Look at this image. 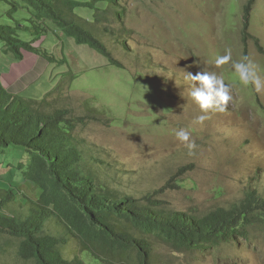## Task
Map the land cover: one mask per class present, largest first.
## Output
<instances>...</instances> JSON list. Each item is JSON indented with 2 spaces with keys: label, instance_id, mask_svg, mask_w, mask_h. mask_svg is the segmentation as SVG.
Here are the masks:
<instances>
[{
  "label": "rangeland",
  "instance_id": "1",
  "mask_svg": "<svg viewBox=\"0 0 264 264\" xmlns=\"http://www.w3.org/2000/svg\"><path fill=\"white\" fill-rule=\"evenodd\" d=\"M244 3L118 0L122 23L111 19L107 32L112 35L98 32L97 36L121 69L47 23L43 42L35 46L53 61L45 65L41 57L26 54L15 69L37 77L17 80L15 69L8 73L17 62L0 46V74L17 80L21 85L17 94L25 100L39 101L49 94V102L71 110L75 117H85L88 109L94 112L97 119L85 118L75 138L92 174L118 195L139 199L166 186L155 198L163 210L204 216L218 208L230 209L251 189L264 198V54L259 51H264V0H256L250 14L248 32L257 45L252 40L242 42ZM10 9L0 1V25L15 27L19 22V39L31 41V32L22 29L29 26L27 13L19 8L9 15ZM75 13L89 21L95 10ZM227 51L232 61L252 66L259 91L254 84L239 81L231 62L215 64L216 57ZM202 71L216 73L230 86L233 99L225 111L204 113L190 97L193 82L186 73ZM200 115L207 119L194 124ZM180 129L190 133L195 149L190 151L177 139ZM20 158L12 150L0 154V188L11 183L15 194L5 208L7 214L25 215L28 202L35 198L36 189L23 182L15 168ZM45 231L55 229L50 224ZM238 241L223 250L234 262L221 264H264V239L259 237L248 248ZM0 245L4 250L0 264H23L16 256V240L0 234ZM64 254L70 259L79 254L74 240ZM168 255L171 264H214L210 255Z\"/></svg>",
  "mask_w": 264,
  "mask_h": 264
},
{
  "label": "trees",
  "instance_id": "2",
  "mask_svg": "<svg viewBox=\"0 0 264 264\" xmlns=\"http://www.w3.org/2000/svg\"><path fill=\"white\" fill-rule=\"evenodd\" d=\"M0 1L11 6L9 15L19 8L28 15L25 22L29 26L22 29L31 32L29 42L19 39V22L15 27L0 25L2 51L16 62L22 60L23 52L48 64L53 61L35 47L43 42L50 23L76 45L87 46L108 65L122 68L97 36L98 32L112 35L107 32L111 19L122 23L118 0ZM98 3L104 5L97 8ZM255 3L245 0L241 9L243 44L252 40L257 45V39L248 32ZM81 9L95 10L92 19L75 13ZM259 51L264 54L261 48ZM48 95L39 101L25 100L4 87L0 74V154L19 152L21 158L15 168L22 181L36 189L27 213L15 215L5 213L15 197L12 184L0 188V234L16 240V256L21 263L171 264L169 253H188L210 255L214 264H221L234 262L223 250L239 244L238 240L248 248L255 246L259 237L264 239V198L253 189L230 209L218 208L204 216L161 209L155 198L166 186L139 199L108 189L86 166L75 138L84 119L96 120V115L88 109L85 117H75L71 110L49 102ZM50 224L54 233L45 231ZM71 240L79 254L70 259L64 251ZM0 250L4 252L1 245Z\"/></svg>",
  "mask_w": 264,
  "mask_h": 264
},
{
  "label": "clouds",
  "instance_id": "3",
  "mask_svg": "<svg viewBox=\"0 0 264 264\" xmlns=\"http://www.w3.org/2000/svg\"><path fill=\"white\" fill-rule=\"evenodd\" d=\"M229 62H231V67L238 74L239 81L242 82L243 85L247 86L249 84H254L257 91L260 90L261 85L259 78L255 77L253 68L249 63L232 61L230 51H227L224 55L218 56L215 59V64L217 66L229 64ZM186 79L193 82L190 85V97L204 113H207L209 110L223 112L233 99L230 86L225 83L222 77L214 72L202 71L195 75L186 73ZM205 119H207L206 115H200L193 123L202 124ZM176 137L190 151L197 146L195 141L191 139L190 133L185 129L177 131Z\"/></svg>",
  "mask_w": 264,
  "mask_h": 264
},
{
  "label": "crops",
  "instance_id": "4",
  "mask_svg": "<svg viewBox=\"0 0 264 264\" xmlns=\"http://www.w3.org/2000/svg\"><path fill=\"white\" fill-rule=\"evenodd\" d=\"M26 54H28V53H26V52H23L22 53V56H23V58H22V60L20 61V62H17V63H15L16 65H14L13 64V67L11 66L10 67V70H9V74L11 75L12 74V69H17V67L18 66H20L19 64L25 59V57H26ZM29 54H31V53H29ZM33 55V54H32ZM36 56V55H35ZM38 57V56H37ZM35 63H36V61H35ZM45 65H47V64H45ZM45 65H43V67L45 66ZM33 68V67H32ZM15 69V70H16ZM29 72V71H28ZM28 72H24V73H22V72H19V71H15V75H16V77H20V78H18L17 80H20V79H24L25 81H28L29 82V80H28V77H31V80H33L34 78H36V77H34V74L33 73H31V72H29V74H28V76H26L27 75V73ZM40 73V72H39ZM38 73V74H39ZM10 75H5V74H1V81H2V83H3V85H4V87L10 92V93H12V94H17V93H19L20 91H21V85L17 82V80L16 79H8V77L10 76ZM5 76V77H4ZM30 80V81H31ZM26 86V85H25ZM24 89V88H23ZM22 89V90H23Z\"/></svg>",
  "mask_w": 264,
  "mask_h": 264
}]
</instances>
